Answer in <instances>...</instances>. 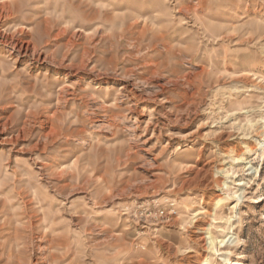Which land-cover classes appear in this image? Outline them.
Segmentation results:
<instances>
[{
    "label": "clouds",
    "instance_id": "9594fccd",
    "mask_svg": "<svg viewBox=\"0 0 264 264\" xmlns=\"http://www.w3.org/2000/svg\"><path fill=\"white\" fill-rule=\"evenodd\" d=\"M137 21L153 39L186 26L191 40L174 48L189 54L167 66L198 74L192 98L161 95L127 66L129 49L152 46L127 38ZM57 35L88 37L91 51ZM0 108L13 113L0 130L17 126L0 141L11 145L0 148V264H61L69 251L64 264H264V0H0ZM69 170L86 195L63 198ZM37 191L112 235L95 244L69 229L65 246L36 255L20 212ZM108 191L121 197L111 210Z\"/></svg>",
    "mask_w": 264,
    "mask_h": 264
},
{
    "label": "rangeland",
    "instance_id": "374dc122",
    "mask_svg": "<svg viewBox=\"0 0 264 264\" xmlns=\"http://www.w3.org/2000/svg\"><path fill=\"white\" fill-rule=\"evenodd\" d=\"M199 14V9H197ZM182 13H178L181 15ZM211 15V13H210ZM149 24L146 21H137L136 23L129 25V31L126 34L130 42L139 43L140 41L151 42L150 49L146 52L144 56H139L135 51L129 49L128 51L132 53L130 56L122 59H127L128 67L136 69L143 74L144 78H151L152 83L156 86L161 87L164 91L161 95H169L176 98L177 102L179 100L187 98H192L196 91V86L194 81L197 79L198 74L194 75H182L180 72L181 65L173 64L170 67L167 66V61L169 57L179 59L182 56H187L189 53L184 47H176L174 45L186 44L191 40V37L185 35L186 26H181L173 30H168L164 32L163 35L157 36L155 39L152 38L151 33L149 32ZM230 39H237L235 35L229 37ZM55 40H63L65 48L69 46L72 48H79L81 56L87 55L89 51L88 48V37H83L81 40H74L73 36H60L57 35ZM27 47V45H26ZM43 58V57H42ZM162 71H167L169 75L167 77L161 75ZM203 71V68L200 69ZM121 83L129 84V95H132L134 90L131 88L130 82L121 81ZM12 109L10 108H0V129L5 128L6 124L10 121L12 117ZM57 113L52 112L51 115L46 117L48 121L47 133L46 135L55 136L56 127L54 121L56 119ZM34 120L42 119V117H33ZM17 126L12 125L7 131L0 130V141H3L6 136H8L13 129ZM191 130L183 129L182 131L188 132ZM203 131V129H202ZM23 132V126L20 127V134ZM18 144L23 145L28 141L19 139L17 137ZM11 147L10 144L0 143V148L7 149ZM41 149L44 148V145L40 146ZM27 155V153H23ZM74 167V165H73ZM107 172V167L105 168V173ZM105 173H92V176H95L97 182H100L104 177ZM72 175L71 170L68 172V177L61 176L59 177L60 185L65 192L64 199L72 200L77 196L86 195L83 191H76L75 186L71 183L70 177ZM68 181L65 183V181ZM127 187V183L124 185V188ZM124 188H121L120 191L123 192ZM7 188H0V192H7ZM51 194V193H49ZM113 193L108 191L105 193V199L108 200V203L104 204L103 207L106 210H111L112 204L118 202L121 197L117 196L115 200H112L111 197ZM25 202L23 209L20 214L23 217V220L26 221L24 228L21 231L31 230L32 238L35 240L38 249L36 255H40L39 249L50 248V247H63L66 244L65 232L69 229L77 230L84 228V231L88 236L91 237V243L99 244L102 240L108 239L112 233L98 232L92 233V231L85 226V220L82 216L76 215L72 216L66 212L60 211V205L51 204L49 206L48 200L45 198L43 191H37L35 199L32 196H27L24 198ZM43 201L37 207V203ZM4 207V202L0 201V208ZM4 214H0V219H3ZM99 220H107L112 222L115 220V217L110 216H99ZM16 229L13 226H9L5 231L11 233ZM119 230V227L118 229ZM45 255L47 253H44ZM74 252L69 251L68 255L61 260V264H64V260L71 261ZM135 254H130V257ZM35 257H33V262ZM86 264V262H85Z\"/></svg>",
    "mask_w": 264,
    "mask_h": 264
}]
</instances>
